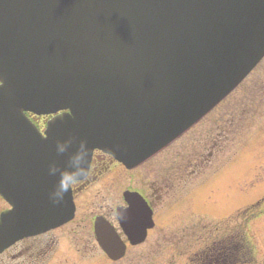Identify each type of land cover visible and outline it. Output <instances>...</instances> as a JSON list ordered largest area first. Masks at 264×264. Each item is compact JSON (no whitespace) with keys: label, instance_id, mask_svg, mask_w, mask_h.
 Here are the masks:
<instances>
[{"label":"water","instance_id":"95a60500","mask_svg":"<svg viewBox=\"0 0 264 264\" xmlns=\"http://www.w3.org/2000/svg\"><path fill=\"white\" fill-rule=\"evenodd\" d=\"M35 2L0 0V142L20 138L30 151L21 159H31L24 167L29 178L20 184L19 175L0 165V194L13 207L0 216V253L72 218L70 193L58 204L49 199L58 179L49 165L64 168L80 141L90 154L101 149L141 162L211 110L264 56V0H98L70 8L80 20L72 25L58 23L61 7L37 0V15L28 16L32 27L12 34L5 22L26 16ZM36 85L96 95L87 111L59 117L48 138L32 145L30 135L38 136L22 112L48 108L33 94ZM23 86L30 87L27 95L19 93ZM149 102L161 114L141 118ZM70 138L74 145L58 155L57 141ZM35 159L44 166L37 182ZM105 229L99 228L104 248L116 260L124 248Z\"/></svg>","mask_w":264,"mask_h":264},{"label":"rangeland","instance_id":"374dc122","mask_svg":"<svg viewBox=\"0 0 264 264\" xmlns=\"http://www.w3.org/2000/svg\"><path fill=\"white\" fill-rule=\"evenodd\" d=\"M243 135L249 146L240 150ZM137 169L135 177L115 167L76 198V217L55 230L60 247L45 264H199L213 252L211 243L201 241V234L210 232L211 242L218 243L216 249L228 244V228L255 207L259 189L264 188V59L177 144ZM164 170L174 182L168 180V193L158 209L166 203V217L157 221L145 244L128 250L123 260L110 262L90 239L94 217L103 206L121 202V194L130 187L129 176L139 178L138 186H143L164 179ZM179 170L182 173L174 178ZM182 174L186 185L181 183ZM8 207L0 197V211ZM254 219L248 225L254 246L249 264H264V217ZM81 239L90 246L81 248L85 245Z\"/></svg>","mask_w":264,"mask_h":264},{"label":"flooded vegetation","instance_id":"af4514ba","mask_svg":"<svg viewBox=\"0 0 264 264\" xmlns=\"http://www.w3.org/2000/svg\"><path fill=\"white\" fill-rule=\"evenodd\" d=\"M197 125H195L192 129H194ZM184 136H186V134ZM246 138L247 137H244V135L242 136L240 150H244V148H247V146H249L247 144ZM178 141H176L174 144H177ZM189 142L191 144V140ZM174 144H172L171 146H173ZM163 152H161L157 156L161 155ZM157 156L153 157L147 163H150L151 161L155 160ZM115 167H122L124 170H126L130 174L131 172H133L132 175L138 174L137 168L134 170H127L121 164L115 162V160L111 156L103 152H99V151L95 152L88 178L73 188L75 198H78L79 196L82 195L83 192L89 190V187H91L92 185L100 182ZM147 172H148V168H147ZM180 173L182 172L179 170L174 175V178ZM132 175L128 177L130 187L125 189V191H123V193L121 194L122 198L118 197L120 198L121 202H119L117 205L115 204L114 206L107 204L106 206L102 207L99 213L96 214V216L97 215L102 216L105 219H107L109 222H111V224H113V226L116 228L120 236L125 240V242H127V239L125 238V235L122 232L120 225H119V221H118V214L120 212V209L128 207L127 200L124 197V194L126 192H136L143 197L144 201L146 202L147 207L150 210V215H151L150 220L155 223V227H156L157 221L162 217H166V214H165V209L167 207L166 203H164L165 208L163 204V206L161 207L163 209L161 210L160 208L159 211L158 209L160 205L162 204V198L166 197L168 193V190H169L168 180L171 181L168 178L167 170H164L163 177H162L164 179L156 183L148 182L147 184L143 186H138V185H141L140 182L138 181L139 178L135 179L136 175L135 177H133ZM180 179L182 180L181 183H184L185 185L187 184V181L185 177H183V174L181 175ZM171 182L173 185L174 182L173 181ZM263 189L264 188L259 189L258 193L260 194V196L262 195ZM260 196H259L260 199L254 202L255 207H252L249 210L246 209L247 211L244 214H241L240 219L238 221V225L237 224L235 226L231 225V229L228 228V231L232 236L246 238L250 234L249 229H248L249 223L252 220H255L254 218L256 217L259 219L264 217V196H261V197ZM87 220L88 218L86 219V221ZM85 226L87 229L88 226L86 222H85ZM155 227L151 231L148 232V237L150 233L155 229ZM210 237H212L210 236V232H207L206 236L201 234V241L207 245L210 243L212 244L211 240L209 239ZM206 238H207V241L205 240ZM90 239H92L93 242L96 243L94 233L92 234V238ZM60 243H61V240L60 238H57L55 236V231L50 232L40 237L25 239L23 241L18 242L15 246H13L12 248L5 251L2 255H0V264H45L46 260L49 257H51L53 253L57 252L58 248L60 247ZM82 243L85 244L83 245V247L80 246L83 249H86L87 246H90L87 242L82 241ZM209 247L210 246H208L207 248ZM203 251L206 252L205 249H203ZM77 252H81L80 248L77 249Z\"/></svg>","mask_w":264,"mask_h":264},{"label":"clouds","instance_id":"9594fccd","mask_svg":"<svg viewBox=\"0 0 264 264\" xmlns=\"http://www.w3.org/2000/svg\"><path fill=\"white\" fill-rule=\"evenodd\" d=\"M73 145L74 140L71 138L66 141H57L56 152L58 155H64ZM89 155L87 142L80 141L75 151L69 155L64 168L58 167L55 162L49 165V174L58 177L54 188L49 193V199L54 204L62 202L75 186L88 178L90 174Z\"/></svg>","mask_w":264,"mask_h":264},{"label":"trees","instance_id":"16d2710c","mask_svg":"<svg viewBox=\"0 0 264 264\" xmlns=\"http://www.w3.org/2000/svg\"><path fill=\"white\" fill-rule=\"evenodd\" d=\"M226 254L232 258V256L235 254V250L232 248H229V252L226 251ZM229 259L226 255L220 256L216 258L212 263L213 264H227L226 260Z\"/></svg>","mask_w":264,"mask_h":264}]
</instances>
